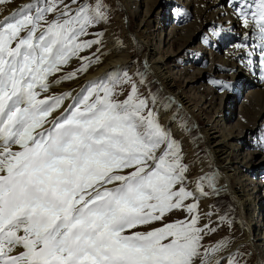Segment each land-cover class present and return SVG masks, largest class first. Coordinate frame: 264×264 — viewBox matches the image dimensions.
<instances>
[{"label":"snow or ice","instance_id":"1","mask_svg":"<svg viewBox=\"0 0 264 264\" xmlns=\"http://www.w3.org/2000/svg\"><path fill=\"white\" fill-rule=\"evenodd\" d=\"M233 4L264 63V0ZM0 16V264H221L227 243L205 247L215 229L198 226L205 182L216 185L205 176L190 190L181 143L160 123L156 94L140 91L143 73L44 95L100 62L103 33L89 29L106 22L104 0H33ZM74 58L79 68L50 80ZM175 211L186 218L165 222Z\"/></svg>","mask_w":264,"mask_h":264},{"label":"rangeland","instance_id":"2","mask_svg":"<svg viewBox=\"0 0 264 264\" xmlns=\"http://www.w3.org/2000/svg\"><path fill=\"white\" fill-rule=\"evenodd\" d=\"M141 1L142 0H140V2ZM200 1L201 0H169L167 2L169 4L167 5L165 4L166 1L156 4V7L154 8H157V10L162 8L161 18L164 22L161 26L163 27L164 33L167 34L176 30L180 33V30H184L183 28L187 27L183 31L184 33L182 32L184 34L183 36H191L189 38L190 41L187 42H183L181 41V38L176 37L173 43L170 42L165 45L163 44L162 54H164L165 62L172 71L173 76L176 78L174 83L185 88L191 94H202V96H206L208 99V105H211V107L207 109V115H214L212 109L213 112L217 110V114L219 115L223 113L225 127L227 129L231 128L234 135H238V137H234V139H236L235 144H237V150L239 151V154L241 153L240 158H242L243 161L245 160L242 167L244 168L245 176L247 175L246 177L248 178L247 190H249V192H252L254 189L256 190L254 193L255 202L258 201L257 199L260 196L262 197L260 199L262 210L260 211L259 209L258 212L260 213L262 220V225L260 227V233L262 234L260 237H263L264 240V109L261 111V115L257 117V125L253 128H242L247 121H245L246 119L240 115V106L243 104L247 93L261 88V85H259L261 84V80H256L260 77L258 73L259 69H255V73H243V76L240 77V80L238 81L239 84L236 87L235 85H232L233 79L231 72L222 70L221 68L216 70V72L214 67L211 68L212 59H215L218 56L224 57L225 53L229 51L228 48H231L239 41L242 36V30L229 29L230 25L227 23V19H218L216 22L207 20V18L203 17L197 20L195 6ZM32 2L33 0H13V3L0 7V13H3L4 16L10 15L11 12L15 11L19 6ZM227 2L228 0H223V4H226ZM104 4L107 6L106 22L99 24L95 28L89 29V31L93 33H103V43L99 46L100 53H102V55H100V62H95V57H93V63L86 73L80 74L77 79L54 84L49 92L44 95H59L69 91L75 95L76 92H78L88 81L103 77L106 73L112 72L113 70L122 69L127 71L129 75L133 76L136 80H139L141 78L139 74L143 73L146 77V83L140 87V91L145 96H148L150 93L156 94L158 99L155 105V110L159 114L160 123L164 125L161 117L162 111L167 110L173 113L180 121L181 126L185 127L187 130L188 138L197 143L199 153L194 159L189 161L186 154L187 149L183 142L184 139L179 138L173 130L169 128L174 138L181 143L185 155L184 162L189 165L190 171L188 179L190 181V190H194L200 178L205 176L209 177L216 185V190L213 191L212 188L207 187V181L205 182V191L209 193L206 198L211 202L208 208L202 206L199 200L200 221L198 226L204 227V225H208L211 229H215L214 232L206 230L202 243L205 247L216 245L221 241L227 243V247L217 254L221 264H228L229 259L233 256L240 261V264L254 263L256 257L252 256L253 249L249 246L246 239H244L245 236L242 231H244L245 225L241 222L238 207L233 199L224 196L222 192H220V188L217 186L219 179L217 178L216 169L210 164L211 159H209L207 167L200 170L197 183L194 182L196 179H193L196 171V163L201 159H206L208 156L205 147L202 145L203 143L197 125V119L201 121L203 120V122L206 123L205 117L207 115L204 114L203 116L201 115L200 118H193L186 114L174 99L165 94L161 85L151 76L145 62L143 61V57L148 52L149 46L142 44L139 49L134 47L131 50L133 52L131 63L129 65L121 68L108 69L105 74H95L96 70L102 66L106 59L112 54L110 52L111 50L108 49L106 42V36L110 28L117 31L118 35L121 37V42L126 46V43L124 42V26H122L118 15L125 18V28L127 31H136V29L139 30L143 27V29L146 28L147 30H150L151 37L154 39L159 28L155 26L154 22L151 25L149 23L145 26L142 24V18H144V16L142 17V10L141 17L138 18L135 13L132 16H128L123 4L119 0H104ZM8 9L9 11L6 13V10ZM2 18L3 16H0V19ZM148 18L149 16H147V22ZM85 38L92 39L94 37L89 36ZM248 50L251 52L250 48ZM95 52H97L96 46L81 53V55L92 56V53ZM215 62H217V60ZM215 64L214 66L218 65V63ZM80 66L81 61L74 58L70 61L69 65L64 67L63 72L57 73L56 76L51 77L50 80L55 81L62 75L74 71ZM132 68H134V71ZM89 73H92V75L85 80L81 86L77 85ZM192 77L193 81L190 83L186 81ZM128 91L129 88L126 86L125 95ZM123 98L124 97H121V99ZM212 106L214 108H212ZM223 107L225 108L224 112ZM217 114H215L214 118ZM190 202L191 201H189V203ZM207 210L208 212H206ZM175 212H177L176 214H184L183 211ZM167 220H169V215L166 217L165 222H171ZM228 230H231L234 234L225 239L224 235L229 233ZM240 250L242 251L240 252Z\"/></svg>","mask_w":264,"mask_h":264},{"label":"bare ground","instance_id":"3","mask_svg":"<svg viewBox=\"0 0 264 264\" xmlns=\"http://www.w3.org/2000/svg\"><path fill=\"white\" fill-rule=\"evenodd\" d=\"M119 1L123 4L128 16H132L135 13V15L140 18L142 10V13L144 14H142V17L144 16V18H142V24L145 26L147 23L151 25L154 22L155 26L159 27L155 37L156 40L151 37L150 30H147L146 28L143 29V27L139 30L136 29V31H127L125 28V18L118 15L122 26H124V42L126 43V46L121 42V37L118 35L117 31L110 28L106 36V42L107 47L111 50L110 52L112 54L106 59L105 63L96 70L95 74H105L108 69L121 68L129 65L131 63L133 52L131 50L134 47L139 49L142 44H145L146 46H149V50L144 55L143 61L145 62L149 73L161 85L165 94L174 99L183 111L193 118H200V116H203L204 114L207 115V109L211 107V105H208L207 97L202 96V94H191L185 88L178 84L176 85L174 83L176 78L173 76L169 66H167L165 56L162 54L163 44L165 45L170 42L173 43L176 37L181 38V41L183 42H187L190 41L189 38L191 37L189 35L183 36V31L187 27L183 28L184 30H180V33L177 30L167 34L164 33L163 27L161 26L164 22L161 18L162 8L157 10V8L154 7L162 1H166L165 4L167 5L169 4L167 3L169 0H142L141 2L140 0ZM8 11L9 9L6 10V13ZM195 11L197 20L203 17L207 18V20L216 22L218 19H227L226 21L230 25L229 29L242 30L241 38L231 48H228L229 51L225 53L224 57L218 56L215 59H212L211 68L214 67L215 71L221 68L222 70L231 72L233 79L232 85H235L236 87L239 84L238 81L240 80V77L243 76V73H255V69H259L258 73L260 77L256 80H261V84H259L261 85V88L259 90L249 91L243 104L240 106V115L246 119L245 121H247L242 128L248 129L255 127L257 125V117L261 115V111L264 109V63H261L260 41L251 28H244L242 26L241 19L236 13V5L233 4V0H228L226 4H223V0H201L196 4ZM147 16H149L148 22ZM247 48H250L251 52H249ZM216 60L217 62H215ZM215 63H218V65L214 66ZM133 69L134 68H132V70ZM91 75L92 73L87 74L77 85L81 86ZM186 81L190 83L193 81V77ZM67 103L68 101H65V104ZM212 108L214 107L212 106ZM224 109L225 108L223 107V112ZM212 113L214 115H207L205 117L206 123L203 122V120L201 121L197 119V125L203 143L202 145L205 147L208 156L206 159H201L196 163V171L193 176V179H196V181L194 180V182L197 183L200 170L206 168L209 159H211L210 164L216 169L217 178L219 179L217 186L220 188V192H222L224 196L233 199L238 207L241 222L245 225L244 231H242L245 236L244 239H246L249 246L253 249L252 256L256 257V261L252 264H264V240L263 237H260L262 234L260 233L262 220L261 215L258 212L259 209L260 211L262 210L260 206V199L262 197L260 196L257 199L258 201L255 202L254 193L256 190L254 189L252 192L247 190L248 178L246 177L247 175L245 176L244 168L242 167L245 160L243 161V159L240 158L241 153L239 154L237 144H235L236 139H234V137H238V135H234L231 128L227 129L225 127L223 113L219 115L217 114V110L213 112V109ZM215 114H217V116L214 118ZM161 117L162 122L166 127L173 130L179 138L184 139L183 142L187 149V159L189 161L194 159L199 153V148L195 141L188 138V132L185 127L181 126L180 121L175 115L167 110L161 112ZM199 200L201 205L206 208L211 204L210 200L206 197H200ZM206 212H208V210ZM176 213L177 212L171 213L169 215V220L167 221L173 222L175 220H184L187 216L186 212H184V214ZM228 232L227 235H224L225 239L234 234L231 230H228ZM241 251L242 250H240V252Z\"/></svg>","mask_w":264,"mask_h":264}]
</instances>
